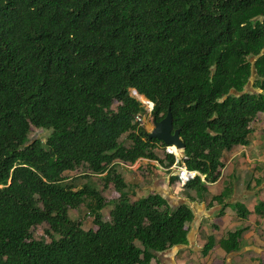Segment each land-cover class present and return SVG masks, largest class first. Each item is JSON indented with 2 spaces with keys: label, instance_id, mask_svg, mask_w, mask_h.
Segmentation results:
<instances>
[{
  "label": "trees",
  "instance_id": "obj_1",
  "mask_svg": "<svg viewBox=\"0 0 264 264\" xmlns=\"http://www.w3.org/2000/svg\"><path fill=\"white\" fill-rule=\"evenodd\" d=\"M133 89L154 102L153 120L172 112L184 163L200 175L171 180L205 200L225 154L252 143L264 114V0H0V264H159L158 253L188 243L190 204L141 195L150 178L125 179L142 158L168 172L176 161L136 120L146 109ZM234 172L211 202L226 206ZM111 184L119 196L108 197ZM255 211L264 215V200ZM242 232L222 246L239 250Z\"/></svg>",
  "mask_w": 264,
  "mask_h": 264
},
{
  "label": "crops",
  "instance_id": "obj_2",
  "mask_svg": "<svg viewBox=\"0 0 264 264\" xmlns=\"http://www.w3.org/2000/svg\"><path fill=\"white\" fill-rule=\"evenodd\" d=\"M240 157L241 161H239L238 164L242 165L241 163L244 157ZM143 161L162 168L160 163L156 160L150 161L148 159H143ZM229 164L232 165V168H230V173L226 174V178L224 180H221L220 177V179L216 182L208 183L207 198L203 201L198 200L195 190H183L182 185L180 184L182 192L174 189L179 183V181L174 183L171 180L172 175L178 173L176 169H172L164 175H161L163 174V171L156 170V174L150 177L152 182L145 185L143 190L140 192L141 195L159 193L173 206L183 202L189 203L195 214L193 221L187 226V228H189L188 243L176 245L168 250L158 253L157 261L155 263L264 264V226L261 225L263 223L262 220L264 215L257 214L255 211L259 199L263 200V198L256 199L257 202L254 205V209L251 210L248 203L249 193L243 189V186L248 188V185L245 184L244 178L240 177L238 181L234 182V192L232 197L226 202V206L229 204L227 207L225 204H217L214 201L211 202V197L220 194L224 190L227 181H230V174L236 169V163L233 164V161H230ZM229 164H226V169H228ZM244 164H246V162ZM225 168H223V170ZM196 175H198V173ZM202 178L205 179L204 176H202ZM141 183L143 182L140 181V184ZM262 183H264V180ZM188 193L194 196L193 200L188 197ZM255 195L256 194H254V196ZM236 202H240L248 208L250 211L248 218L244 219L238 215V211L234 205ZM252 214H256L257 216ZM251 219H253V221ZM247 220H250L252 224H248ZM213 221L215 222L216 227L214 231L211 232L207 230L208 225H206V223ZM231 222L232 226H230ZM254 223L255 226H253ZM242 227H245V230L242 232L241 237L238 240V242H240L239 250L227 251L221 244L222 239H225L230 231H235L237 229H241ZM210 234H212V236L214 235L215 243L212 247H206L204 249L206 244L209 242V239L205 235L210 237ZM244 242H246L247 246L244 245Z\"/></svg>",
  "mask_w": 264,
  "mask_h": 264
},
{
  "label": "rangeland",
  "instance_id": "obj_3",
  "mask_svg": "<svg viewBox=\"0 0 264 264\" xmlns=\"http://www.w3.org/2000/svg\"><path fill=\"white\" fill-rule=\"evenodd\" d=\"M131 94L135 96V90L134 89L131 90ZM115 107H117V103L115 104ZM253 124L255 126V128H254L255 133L253 134L252 143L249 146H237V147H235L234 149L229 151L228 154L230 155V157H228V155L225 154L226 164H229L230 161H233L237 164V165H235L236 171L234 172L235 174L237 173L236 176H239V177H242L246 180L251 181V183L248 182V184H247L248 188L246 186H243L244 191H248V193H249L248 203H249L251 210L254 209V205L257 202L256 199L263 198V200H264V183L257 184V182H256V180L258 178H262V180H264V114H262ZM144 126H146V129L148 131H151L154 128L153 117H147L146 125H144ZM38 135L43 136L44 140H46V138L49 135V132L46 131V132L41 133V130H37V129L33 128L31 131V137H36ZM173 149H174V151H176L178 153L177 154L178 156L181 155V153L183 151V150H179L176 148H173ZM157 153L160 156H164V154L166 153V148L165 147H159V150L157 151ZM243 153H246V157L243 158V161L241 163L242 165H239L238 163H239V161H241L240 156H243ZM235 156H236V158H235ZM245 162H246V164H244ZM230 164H229L228 169L225 168L223 170L221 180H224L226 178V174L230 173V168H232V165H230ZM150 165L151 164L149 162H144L143 160H139L137 163H135L133 165H129V166L127 165V167L129 169L124 172V176L128 182L133 183V184L138 183V186H139L140 181L147 182L148 181L147 178H150L156 174V173H154L153 175L148 176V173L152 172ZM85 171H87V167L82 166V167L78 168L76 171L71 172L70 175H76L79 173H83ZM162 171H163V174H161V175L168 173V171L166 169H163ZM158 176H160V175H158ZM98 182H100L101 184L104 183V181H102L101 179H98ZM144 187H145L144 185H140L138 188L139 191L141 192ZM174 189L178 190L179 192H182L179 183L177 186H175ZM109 190H110V194H108L109 198L119 196V193L116 191V189L114 188L113 185L110 186ZM254 194H256V195L254 196ZM246 201H247V198H246ZM110 210H111V206L109 205V206H107V208L104 211V215H105L104 217L106 219H109ZM76 212H77L76 210L72 211V214H74L75 217H77ZM252 215H256V214H252ZM251 220L253 221V219H251ZM262 222L263 223L261 225L264 226V218H263ZM84 223H85L86 227L93 226V216L88 214L84 220ZM247 223L252 224L250 220H247ZM206 225H208V229L207 228L206 229L211 231V232L214 231V229L216 227L214 221L206 223ZM230 226H232V222L230 223ZM253 226H255V223L253 224ZM241 229H242V231H244L245 227H242ZM33 233H34L35 237H37V238H40L41 236H45V234H46L45 227L44 226H38L37 228H35L33 230ZM205 236L208 239H210L212 234H210V237L208 235H205ZM244 245H246V242H244ZM205 248H206V246L204 247V249ZM204 255H206V254H204Z\"/></svg>",
  "mask_w": 264,
  "mask_h": 264
},
{
  "label": "water",
  "instance_id": "obj_4",
  "mask_svg": "<svg viewBox=\"0 0 264 264\" xmlns=\"http://www.w3.org/2000/svg\"><path fill=\"white\" fill-rule=\"evenodd\" d=\"M135 91L138 93L136 89ZM149 137L156 138L168 146L185 150L186 144L180 135V129L174 127L173 114L170 110L164 119L154 120V128L149 132Z\"/></svg>",
  "mask_w": 264,
  "mask_h": 264
},
{
  "label": "built area",
  "instance_id": "obj_5",
  "mask_svg": "<svg viewBox=\"0 0 264 264\" xmlns=\"http://www.w3.org/2000/svg\"><path fill=\"white\" fill-rule=\"evenodd\" d=\"M135 96L140 99L145 105L146 112L144 114H138L136 116V120L144 126L146 125L147 117H151L152 115L154 109V102L147 98V100L142 99L136 91ZM166 152L173 153L176 156V161L174 162L172 168L177 170L182 185H184L185 183H187V181L195 177L196 172L189 170L186 164L184 163V160L187 158V156L183 152L181 153V155L178 156V153L175 152L170 146H166Z\"/></svg>",
  "mask_w": 264,
  "mask_h": 264
},
{
  "label": "clouds",
  "instance_id": "obj_6",
  "mask_svg": "<svg viewBox=\"0 0 264 264\" xmlns=\"http://www.w3.org/2000/svg\"><path fill=\"white\" fill-rule=\"evenodd\" d=\"M135 90V89H134ZM141 96H143V95H140V97ZM145 97V96H144ZM146 98V97H145ZM152 116V115H151ZM146 127V126H145ZM148 132H150V131H148ZM166 146H168V145H166ZM166 146H165V148H166ZM171 147V146H170ZM173 148H175V147H172V149ZM179 150H181V149H179ZM176 152V151H175ZM183 153H184V150L182 151ZM143 159H147V158H142V159H140V160H143ZM149 160V159H148ZM139 161V160H138ZM151 161V160H150ZM137 163V162H136ZM128 166L129 165H133V164H127ZM194 172H196V174L198 173L199 175H200V173L198 172V171H194ZM196 174H195V176H196ZM179 179H180V177H179Z\"/></svg>",
  "mask_w": 264,
  "mask_h": 264
},
{
  "label": "bare ground",
  "instance_id": "obj_7",
  "mask_svg": "<svg viewBox=\"0 0 264 264\" xmlns=\"http://www.w3.org/2000/svg\"><path fill=\"white\" fill-rule=\"evenodd\" d=\"M142 99L146 100L144 96H141ZM176 148V147H175ZM177 149V148H176ZM174 150V149H173Z\"/></svg>",
  "mask_w": 264,
  "mask_h": 264
}]
</instances>
